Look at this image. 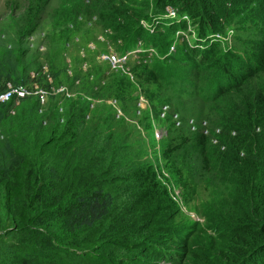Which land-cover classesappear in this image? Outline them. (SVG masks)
Instances as JSON below:
<instances>
[{
	"label": "trees",
	"instance_id": "obj_1",
	"mask_svg": "<svg viewBox=\"0 0 264 264\" xmlns=\"http://www.w3.org/2000/svg\"><path fill=\"white\" fill-rule=\"evenodd\" d=\"M68 2L70 6H61L65 19L72 12L75 19L85 8L108 32L110 42L124 41L121 47H132L133 38L143 31L141 5L132 6L140 4L137 0ZM43 3L28 0L20 17L24 34L41 25ZM154 5L176 9L191 21L194 44L184 42L183 59L167 57L182 70L184 89L194 92L218 80L205 120L195 119L192 128L188 118L180 116L181 123H172V133L162 143V157L171 162L167 172L180 189L187 187L186 160L194 162L199 179L206 175L220 187L221 202L211 203L212 213L206 215L215 223L210 226L215 244L200 238L202 228L194 222L178 228L171 214L177 205L168 174L160 177L161 168L157 171L155 161L146 156L149 143L135 140L139 135L133 134V126L116 117L115 108L106 103L115 99L126 111L134 101L129 75L97 60L96 66L85 64L68 75L60 52L30 68L20 43L8 40L9 46H1L0 94L16 85L51 91L47 81L54 84V77L67 82L69 94L49 96L46 111L38 97L13 96L0 102V229L21 237L7 246L14 260L56 264L60 252L92 256L106 243L116 255L104 257L109 264H181L183 254L188 256L185 264H264V0H155ZM231 24L242 30L237 32L242 51L222 46L220 37ZM177 27L187 28L186 21L169 24L165 40L157 29L150 35L154 46L148 45L166 43L169 29ZM141 60L143 56L130 67L135 82L157 85L159 67ZM142 95L158 100L149 87ZM198 95L205 99L200 90ZM96 98L102 103L94 104ZM16 100L36 103L26 110L30 152L21 150L14 132L5 128L6 107ZM161 106L153 113L158 115ZM154 139L158 143L163 137ZM82 176L87 178L83 184ZM79 230L86 237L82 241L76 236ZM137 230L141 234L135 238Z\"/></svg>",
	"mask_w": 264,
	"mask_h": 264
},
{
	"label": "rangeland",
	"instance_id": "obj_2",
	"mask_svg": "<svg viewBox=\"0 0 264 264\" xmlns=\"http://www.w3.org/2000/svg\"><path fill=\"white\" fill-rule=\"evenodd\" d=\"M43 1L44 8L40 16L41 25H39L33 33L29 32L24 34V29L20 25V17L22 13L25 12L28 0H0V58L3 51V47L1 46L5 45L9 40V42L13 41L15 45L20 43L19 46L26 52V65L30 68L37 63L45 64L48 55H54L56 52H60V56L65 58L64 62L68 68L67 74H72L80 67H84L85 64L87 67L89 66V68L96 66V60L102 65L107 64V56L112 52H117L120 55L122 54L124 46H121L124 41L120 39L116 43L110 42L108 32L100 23H98V19L95 16H88L90 14H88V11L85 8L80 10L81 15L77 16L75 19L73 12L69 13V18L71 19H65V11L62 10L61 6H70L68 0H42V2ZM137 1L140 4L134 2L132 3V6L138 8L141 5L140 9H142L143 15L140 17V25L143 31L138 34V37L133 38L132 42H135V44L132 47H139L141 49V54H139V56L142 55L146 57V59L141 60V62L159 67L161 77L159 78L160 81L157 85L144 83L145 85L142 87L135 82L131 72L128 74L126 69L125 71L122 69H115L119 74L129 75L133 84L132 97L134 98V101L128 104L126 111L122 109L123 105L119 101L117 102V107L122 113L120 117H123L127 124L133 126V134L139 135L135 140L141 139L145 143H149L148 148H146V156L149 155V157L155 161L154 163L157 165V171L161 168L162 172L160 177H163V173L165 175L168 174V179L170 180L169 187L173 192L172 196L177 205V207L171 211V214L174 216L173 219L178 225V228L184 227L187 222H194L202 228V231H199L200 238L207 243L215 244L213 230L210 227L212 223L214 225L215 223H211V221L206 218V215L212 213L211 203H215V201L216 203L221 202L220 195H217L220 187L218 185L214 186L206 175L202 179H199L198 175L195 173L193 166L194 162L186 160L185 165L187 166V170L189 168V173L185 175L187 187L180 189V185L177 183L175 184L172 180V174L170 175L169 172H167V168L170 167L171 162L162 157V143L165 142L168 139L169 134L172 133L171 125L173 123L172 118L175 112H177L178 116H181V118L187 117L189 119L192 117L194 119L201 118V120H205V112H208L210 106V104H207V101L211 98L210 94H212V90L215 89L218 80L216 81V84L213 80L209 81L202 89L197 88L194 92L184 89L185 84H183V81L185 76L181 74L183 73L182 70L180 69L181 71H178V68L175 69L176 64L171 60L168 61L167 57L172 56V58L183 59L185 56V49L183 48L184 42H189L191 45L194 44V33L192 32L193 28L191 21L188 20L186 14L180 15L176 9L165 7L163 10L160 7H156L154 5L155 0ZM181 19L186 21L187 28L177 27L178 29L174 31L172 30L173 28H170L166 43L158 42L154 47L155 53L152 52L151 55L148 54L147 50L150 48L148 43L153 45V42H156L150 37V35H155L158 31L157 29H159L161 32L160 35H158L159 38L165 40L166 28L169 24L177 23ZM237 32H242V30L235 28L234 24L226 26L224 34L220 37L223 41L222 46L225 48L235 47L239 51H242L240 49V44L237 41L239 37ZM9 42L7 46H9ZM134 56L135 54H131L127 57V67L132 68L135 64H138L139 61L133 59ZM190 58L193 59L192 57ZM111 67L110 69L113 68ZM56 79L57 78L54 77V84L51 80L47 81L53 86L50 88L51 91H44L42 93L29 92L28 96L31 99L39 98L40 106H44L42 110H47V105L50 101L49 96L57 97L62 93L66 96L69 95L67 94V82H63L62 77ZM26 87H31V85H26ZM146 87H149L150 90L153 89L155 93L158 94V100L151 101L142 95V91ZM27 90L30 91L35 89ZM198 90L203 92L205 99L198 95ZM215 93L216 92H214V95ZM72 94L75 93L72 92ZM92 101L94 104L102 103V100L98 98L93 99ZM140 101L142 105L138 106V102ZM162 104L169 105V110L164 117L157 115V113L154 114L152 111L153 108L158 109ZM30 106L33 108L36 106V103L33 102L28 104L27 102L24 104L16 100L12 103V106L6 107L5 112L8 120L7 123H5V128L14 132L17 146L26 152H30L33 149L32 139L28 133V121L30 115L26 112ZM139 107L141 112L138 110ZM42 110L39 109L37 112L41 113ZM202 110L204 112L203 114ZM58 112H62V109H59ZM199 112H201V116H198ZM156 131H161L163 134V140L158 143L152 140L154 132ZM185 156H188V154L185 153ZM157 162L160 167H158ZM81 181L83 184L87 182V178H83L82 176ZM0 211L1 215H3L4 209L1 198ZM133 233L135 238L136 236L139 237L141 234L138 230ZM76 234L77 239L80 241L86 238L82 236L80 230L77 231ZM20 240L21 237L16 233H9L0 229V256H2V259L0 260H7V264H35L21 262L19 259L14 260L13 255H9L10 251H8L7 246H13ZM110 252L111 245L106 246V243H100V247H98V250H96L92 256H73L69 252H60L56 254V264H109L103 259L106 256H116L111 255ZM145 254L146 253H144V255ZM183 256L184 259L181 261V264H185L188 257L185 254H183ZM116 258H118V256ZM143 258L144 262L149 263L146 256ZM178 262L179 261L175 260L173 262L162 260L159 264H179Z\"/></svg>",
	"mask_w": 264,
	"mask_h": 264
},
{
	"label": "built area",
	"instance_id": "obj_3",
	"mask_svg": "<svg viewBox=\"0 0 264 264\" xmlns=\"http://www.w3.org/2000/svg\"><path fill=\"white\" fill-rule=\"evenodd\" d=\"M131 55L130 51H126L123 50L122 54H118L117 52H112L107 56V62L109 63V65H111L110 67L112 69H122L123 71H125V69L127 70V73L130 74V67L126 66V61H127V57ZM136 55L133 57V59H137L135 58ZM138 61V60H137ZM30 93H37V92H44L43 90H32V91H28L24 86L21 85H16L8 90L3 91L0 94V102H7L8 100H10L13 96H15L16 98H24L26 96L29 95ZM143 100V99H142ZM143 102L146 104V102L143 100ZM108 104H110L111 106H113L116 110V116H120L122 113L119 111L118 107H117V101L115 99H109L107 101ZM142 105L141 101L138 102V106ZM140 111V107L138 109ZM169 110V105L168 104H164L161 106L160 111H159V116L164 117L166 112ZM173 122L178 126L181 123V118L178 116V113L175 112L173 114V118H172ZM188 123L191 125L192 128H195V119L194 118H189L188 119ZM205 121H202V124H204ZM204 132H206V130H204ZM154 137L156 140H159L160 138L163 137V134L161 131H156L154 132Z\"/></svg>",
	"mask_w": 264,
	"mask_h": 264
},
{
	"label": "clouds",
	"instance_id": "obj_4",
	"mask_svg": "<svg viewBox=\"0 0 264 264\" xmlns=\"http://www.w3.org/2000/svg\"><path fill=\"white\" fill-rule=\"evenodd\" d=\"M192 32H194L193 29H192ZM124 50H126V51H130L131 54H135V55H136L135 58H137L138 61L140 60V56H139V54H141V53H140V52H141V49H140L139 47H137V48H133V47L131 48V47H128V48H124ZM152 52L155 53V48L150 46V48H148V50H147V53L151 55ZM141 56H142V55H141ZM143 57H144V56H143ZM144 59H146V57H144ZM138 109H139V108H138Z\"/></svg>",
	"mask_w": 264,
	"mask_h": 264
}]
</instances>
